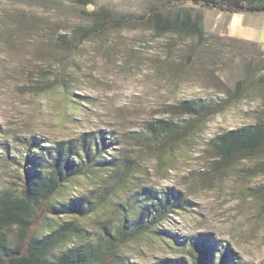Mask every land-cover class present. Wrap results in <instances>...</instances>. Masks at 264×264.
I'll return each mask as SVG.
<instances>
[{"label":"rangeland","instance_id":"374dc122","mask_svg":"<svg viewBox=\"0 0 264 264\" xmlns=\"http://www.w3.org/2000/svg\"><path fill=\"white\" fill-rule=\"evenodd\" d=\"M154 6L163 8L158 0L87 5L0 0V191L19 194L30 167L25 159L30 140L48 148L59 141L75 144L90 134L98 157L126 159L132 176L114 182L113 164L75 176L51 200L72 198L83 210L36 212L29 234H45L73 221L82 231L67 245L93 242L104 226L118 223L126 202L144 190L175 194L182 206L123 246L130 264L161 258L192 263L193 235L207 237L214 251L225 246L233 256L228 264H262L264 171L256 167L258 159L242 154L215 164L214 140L264 120L263 95L253 89L235 104H219L218 111L197 117L179 108L182 101L222 100L226 88L244 78L249 58L244 52L253 48L226 40L197 44L170 33L157 36L138 20L101 19L94 25L95 12L102 8L117 16L147 14ZM182 6L202 15L207 33L232 36L227 34L231 12L192 2ZM243 23L264 42L263 14L246 12ZM255 71L251 81L264 75V70ZM15 232V227L7 229L10 236Z\"/></svg>","mask_w":264,"mask_h":264},{"label":"trees","instance_id":"16d2710c","mask_svg":"<svg viewBox=\"0 0 264 264\" xmlns=\"http://www.w3.org/2000/svg\"><path fill=\"white\" fill-rule=\"evenodd\" d=\"M81 4H90L94 0H76ZM163 8L153 7L147 14L117 15L100 9L95 12L94 25H100L106 19L110 22H129L138 20L148 26L157 36L170 33L181 38H192L197 44L208 40H226L232 46L248 45L262 59H256L254 52L248 51L245 59L244 78L237 81L233 89L226 88L222 100L218 101H182L179 108L193 116L218 111L219 104L233 105L239 96H246L255 89L264 97V75L254 81L255 70H264V51L254 40L233 36L207 33L201 14L192 15L182 5L192 2L223 12H250L264 15V0H158ZM175 8L166 11L165 8ZM64 43V42H63ZM191 47V51H192ZM196 49V48H195ZM194 50V48H193ZM162 122V121H159ZM168 131H173L169 129ZM103 138V137H101ZM92 143L95 149L92 150ZM28 153L25 155L30 167L26 171L23 186L18 195L9 190L0 191V264H130L122 254L123 246L137 235L153 230L161 219L173 208L182 206L181 199L175 194H154L140 190L122 209L121 217L115 226H104L103 233L93 242L67 245L69 239L81 234V227L73 221L59 223L45 234H29L32 218L36 212L56 213L59 210H83L80 201L69 198L66 202H53L57 195L72 178L79 174L96 172L109 164L115 166L112 175L115 180H125L132 176L133 169L126 159H101L98 157L97 142L90 134H82L77 143L59 141L54 146L45 148L38 141L30 140ZM105 143H103L104 145ZM216 150L215 164L227 163L237 155L258 159L257 168L264 171V120L225 131L214 140ZM39 148V151H37ZM79 148L83 157L79 156ZM44 149V153L41 151ZM46 154V155H45ZM79 156V160H76ZM15 227L10 236L7 229ZM162 235L163 230H155ZM190 250L193 262L183 258H161L152 264H228L233 258L225 246L216 251L207 237L193 235ZM233 264H236L233 261ZM264 264V260L262 262Z\"/></svg>","mask_w":264,"mask_h":264},{"label":"crops","instance_id":"0c3cea01","mask_svg":"<svg viewBox=\"0 0 264 264\" xmlns=\"http://www.w3.org/2000/svg\"><path fill=\"white\" fill-rule=\"evenodd\" d=\"M245 13L246 12L230 13V17L227 18V34L243 39L257 41L264 49V42L260 39L259 35H257L255 31L252 30L249 26H244L245 24L243 23V18ZM251 19L253 18L251 17Z\"/></svg>","mask_w":264,"mask_h":264}]
</instances>
